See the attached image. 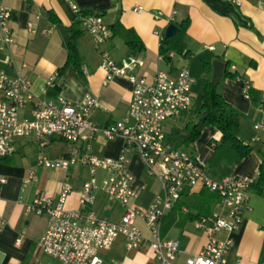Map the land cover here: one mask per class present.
Instances as JSON below:
<instances>
[{"label":"crops","instance_id":"obj_1","mask_svg":"<svg viewBox=\"0 0 264 264\" xmlns=\"http://www.w3.org/2000/svg\"><path fill=\"white\" fill-rule=\"evenodd\" d=\"M71 1L85 13L103 16L111 37L101 47H96L69 0H4L14 12L11 22L16 38L13 51L20 62L27 64L25 75L37 97L20 109V118L34 117L38 99L58 101L63 96L73 103H80L87 96H93L100 99L103 107L88 116L89 123L103 128L124 121L129 114L133 85L125 76H115L107 81V73L102 68L104 50L118 66H122L123 60L130 56L143 59L145 66L136 67L133 73L148 78L160 70L176 75L181 67H187L195 79L193 98L194 90L204 92L207 76L212 81L213 62L221 60L226 63V69L218 90L243 114L239 138L250 145L251 153L238 163H233L228 154H215L212 143L222 137L215 126L205 127L190 145L176 148L196 156L214 180L220 181L228 176H244L253 180L259 177L264 164V132L257 133L254 125L264 121V0ZM137 7H143L144 12L135 11ZM173 11L176 12L175 19L170 22ZM185 20L189 21L184 35L187 54L170 51L174 55H169L170 60L167 61L161 52L160 34L166 35L169 24ZM29 21L35 22V32L28 29ZM72 27L79 32L78 56L70 62L64 30ZM122 28L136 34V47L127 44ZM5 56V52L0 53V71L11 74V68L2 62ZM181 119L184 122L179 124ZM175 120L172 126L167 127L166 123V136L174 127L184 125L186 115L181 114ZM84 135L74 143L51 136L47 138L46 146H40L33 135L21 136L15 140L13 154L0 159V179L4 180L0 181V217L4 220L0 227L3 264H61L57 258L45 253L41 246V238L50 227V215L35 214L28 207L40 193L48 194L56 204L62 185L69 182L73 191L66 208L78 210L79 192L91 179V171L90 166L82 162L67 170L48 168L39 162L42 156L61 158L92 153L100 158H118L125 154L135 177L133 207L145 210L161 193V182L146 173L141 155L127 145L123 137L109 139L102 132L91 130H86ZM256 135L258 139H255ZM189 148L194 151H189ZM212 165L221 167L210 174L208 167ZM108 176L109 172L103 168L96 174L99 183ZM211 192L202 186L185 188L181 200L168 211L162 222V237L180 243L178 263H184L202 251L208 242L206 232L195 224L198 216H210L213 212L226 214L219 206V199L213 198L208 203L206 195ZM96 193L94 212L118 223L124 208L109 202L101 189ZM242 220L239 229L233 232L220 230L214 236L231 242L226 254L229 264H264L263 188L253 186L249 189ZM136 224L145 237L151 238L143 217L138 218ZM100 256L102 264H157L151 246L129 251L122 235L109 250L101 251Z\"/></svg>","mask_w":264,"mask_h":264},{"label":"built area","instance_id":"obj_2","mask_svg":"<svg viewBox=\"0 0 264 264\" xmlns=\"http://www.w3.org/2000/svg\"><path fill=\"white\" fill-rule=\"evenodd\" d=\"M69 2L80 23L92 35L96 47L106 43L111 37V30L103 16L85 13L71 0ZM135 11L143 13L144 8L137 7ZM13 14V9L0 0V53H6L2 62L12 70L11 74L0 71V159L13 154L15 140L21 136L33 135L40 146H46L47 138L51 136H59L74 143L84 138L86 130L100 131L109 139L123 137L127 145L134 147L141 155L146 173L157 178L162 185L161 193L156 195L147 209L141 210L131 203L135 177L125 154L118 158H100L92 153L61 158L40 157L39 162L48 168L67 170L82 162L88 164L91 171V179L84 183L79 192L78 210L66 208L67 199L73 191L69 182L62 185L56 204L48 194L40 193L28 207L35 214L50 215V227L41 238L43 251L57 258L61 264H102L100 252L109 250L122 235L126 238L129 251L151 246L157 264H229L226 254L231 242L219 240L214 234L220 230L233 232L240 228L248 191L254 180L244 176L214 180L196 156L167 142L166 123L193 108L192 88L195 79L190 70L181 67L176 75L160 70L148 78L133 73L136 67L145 66L143 59L130 56L123 60L122 66H118L109 52L104 50L102 68L107 73V81L115 76H125L133 85L129 114L124 121L103 128L89 123L88 116L95 109L103 107L100 99L93 96H87L80 103H73L63 96L58 101L38 99L34 117L22 119L20 109L37 97L25 75L27 64L20 62L13 51L16 40L11 26ZM175 14L173 11L170 22L174 21ZM28 29L36 31L34 21H29ZM160 36L163 39V34ZM169 55L172 57L174 54L169 52ZM254 130L257 133L264 132V121L255 123ZM255 139H258L257 135ZM100 168L109 172L102 183L96 177ZM197 186L217 193L219 206L226 214L213 212L210 216H199L195 220L196 226L208 235V242L202 251L184 263H178L180 243L162 237V222L168 211L181 200L185 188ZM99 189L109 202L118 203L124 208L118 223L94 212ZM183 210L188 211L185 207ZM140 217L146 221L151 238L145 237L136 224ZM3 224L4 220L0 217V227ZM0 264H3L1 250Z\"/></svg>","mask_w":264,"mask_h":264},{"label":"trees","instance_id":"obj_3","mask_svg":"<svg viewBox=\"0 0 264 264\" xmlns=\"http://www.w3.org/2000/svg\"><path fill=\"white\" fill-rule=\"evenodd\" d=\"M176 24L180 27V30L172 37L166 38L164 36L162 39L161 52L167 61L170 60V51L187 54L184 35L189 26V21L185 20L182 23L176 22ZM122 30H124L122 33H124L123 36L127 44L131 47H136L138 43L136 34L131 30L124 28ZM64 32L69 61L71 62L78 56L77 37L79 32L73 27L66 28ZM206 82L207 86L202 96L203 103L201 110L196 112L192 108L193 110L191 109L190 115L184 112L186 115L184 125L182 127H174L166 136V139L174 147L188 146L200 136L205 127L215 126L221 131L222 137L219 141L212 143L215 149L214 153L228 154L233 163H238L251 153L250 145L245 144L239 138L243 114L223 98L218 90V85H212L213 83L210 77L207 76ZM253 186L264 189V164L261 167L259 177L252 182L251 187ZM206 197L208 203L212 202L213 198L219 199L218 194L215 192H211V194L207 193Z\"/></svg>","mask_w":264,"mask_h":264},{"label":"water","instance_id":"obj_4","mask_svg":"<svg viewBox=\"0 0 264 264\" xmlns=\"http://www.w3.org/2000/svg\"><path fill=\"white\" fill-rule=\"evenodd\" d=\"M179 30H180V27L177 24L171 23L169 24L167 28L165 37L170 38L173 35H175ZM213 66H214V74L212 77V83H213L212 85L217 86L221 82L222 77L224 75V72L226 69V63L221 62V60L214 61Z\"/></svg>","mask_w":264,"mask_h":264},{"label":"rangeland","instance_id":"obj_5","mask_svg":"<svg viewBox=\"0 0 264 264\" xmlns=\"http://www.w3.org/2000/svg\"><path fill=\"white\" fill-rule=\"evenodd\" d=\"M201 91V90H200ZM197 92L196 90H194V98H193V109L196 111V112H198V111H200L201 110V108H202V103H203V93H201V92ZM192 109V110H193ZM192 110H190V112H187V113H189V115H190V113H191V111ZM182 122H184V119H181V121L179 120V124H181ZM176 123V120L175 119H170L169 121H168V124H167V127H169V126H172V125H174ZM240 136V135H239ZM190 149L192 150V151H194L193 150V148H189V151H190ZM224 162V161H223ZM221 167V166H220ZM219 166L217 167V165H212L211 166V168L210 167H208L209 169H210V174H214V172H216V170H218L219 168H220Z\"/></svg>","mask_w":264,"mask_h":264}]
</instances>
